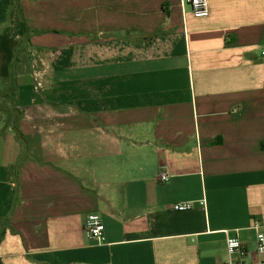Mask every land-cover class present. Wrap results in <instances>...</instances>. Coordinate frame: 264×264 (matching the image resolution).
Wrapping results in <instances>:
<instances>
[{"label":"crops","instance_id":"0c3cea01","mask_svg":"<svg viewBox=\"0 0 264 264\" xmlns=\"http://www.w3.org/2000/svg\"><path fill=\"white\" fill-rule=\"evenodd\" d=\"M208 5L0 0V94L28 30L45 53L0 107L1 264H223L228 238L256 259L264 0Z\"/></svg>","mask_w":264,"mask_h":264},{"label":"built area","instance_id":"2783aa9c","mask_svg":"<svg viewBox=\"0 0 264 264\" xmlns=\"http://www.w3.org/2000/svg\"><path fill=\"white\" fill-rule=\"evenodd\" d=\"M192 12L196 18H205L209 15L208 0H188ZM264 56V46L262 50ZM160 181L166 183L170 179V175L166 171L159 174ZM193 204L177 203L171 206L173 211H187L192 209ZM85 229L88 236L96 240L98 243H103L104 238V224L97 219H89L85 224ZM253 229L257 232L256 239V259H249V251L247 247L236 238L227 239L228 258L223 264H264V230L259 223H255Z\"/></svg>","mask_w":264,"mask_h":264},{"label":"trees","instance_id":"16d2710c","mask_svg":"<svg viewBox=\"0 0 264 264\" xmlns=\"http://www.w3.org/2000/svg\"><path fill=\"white\" fill-rule=\"evenodd\" d=\"M15 6L19 10L21 19H24L19 4L16 3ZM41 33L42 32L39 31L28 30L25 37L19 40L17 48L14 52V59L11 64V75L9 78L3 79L5 89L0 94V107H3L4 105L6 106L8 100L17 94L19 89L18 78L20 75L33 74L43 68L41 59L44 58V48H35L31 43V37ZM12 111H17L15 116L19 118L23 117V113L21 111L17 109H12ZM13 129L21 146H24L25 138L22 136L19 128L14 126Z\"/></svg>","mask_w":264,"mask_h":264},{"label":"rangeland","instance_id":"374dc122","mask_svg":"<svg viewBox=\"0 0 264 264\" xmlns=\"http://www.w3.org/2000/svg\"><path fill=\"white\" fill-rule=\"evenodd\" d=\"M36 64V63H35Z\"/></svg>","mask_w":264,"mask_h":264}]
</instances>
